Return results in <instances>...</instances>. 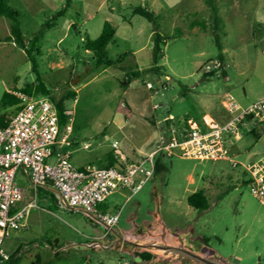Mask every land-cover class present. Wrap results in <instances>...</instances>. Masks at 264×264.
Masks as SVG:
<instances>
[{
	"label": "rangeland",
	"instance_id": "rangeland-1",
	"mask_svg": "<svg viewBox=\"0 0 264 264\" xmlns=\"http://www.w3.org/2000/svg\"><path fill=\"white\" fill-rule=\"evenodd\" d=\"M6 1L18 13L28 47L34 35L66 2ZM102 1L72 0L56 26L45 29L44 38L34 51L38 72L33 71L26 52L6 40L10 20L0 17V114L11 118L19 109L20 101L16 105L4 102L6 92L15 97L17 92L33 98L46 96L35 89L39 81L56 100L68 91H75L76 97L65 103L72 117V139L76 142L71 158L74 167L104 168L110 155L131 161L150 153L159 143L161 127L167 118L172 117L169 126L186 128L191 103L200 107L197 101L210 100L219 105L223 116L230 118L220 104L225 98L218 95L229 93L244 107L264 99V0H214L216 14L205 0H107L105 5ZM137 8L152 13L154 22L134 13ZM191 20H196L198 27L190 26ZM106 21L116 29L107 48V58L116 62V66L96 69L93 54L85 48L86 35L96 39ZM74 23L78 24V30H71ZM156 31L163 39V57L158 63L162 67L160 76L146 73L153 66ZM218 43L239 56L222 54ZM221 55L235 82L228 89L222 70L214 66ZM236 62L243 66L241 72H245V77L235 73ZM209 69L217 72L207 76ZM138 70L143 74L123 88L121 83L127 74ZM195 122L204 125L203 120ZM259 126L261 133L258 130L253 133L252 125L246 124L240 140H228L229 148L239 150L230 153V158L247 165L264 157V121ZM86 144L89 148L84 147ZM160 159L165 170L159 177L147 182L133 196L128 191H119L97 207L100 213L120 212L119 222L105 242L160 219L170 230L190 227L192 236L203 240L230 264H264V200L251 194L245 183L244 167L178 154ZM17 180L25 190L24 179L17 176ZM199 190L208 198L209 208L205 211L194 209L187 201ZM30 193L39 208L27 216L28 230H19L23 231L22 238L30 242L23 248L21 264L133 262L122 245L93 248L92 239L103 237L106 232L95 218L60 203L53 190L38 189L36 196L33 190ZM135 262L148 264L139 258Z\"/></svg>",
	"mask_w": 264,
	"mask_h": 264
},
{
	"label": "built area",
	"instance_id": "built-area-1",
	"mask_svg": "<svg viewBox=\"0 0 264 264\" xmlns=\"http://www.w3.org/2000/svg\"><path fill=\"white\" fill-rule=\"evenodd\" d=\"M214 64L216 69L221 66L219 61ZM15 95L20 101L19 109L6 126L0 127V264H8L11 259L5 249L6 238L12 231L24 229L27 216L38 208L35 197L24 203L25 190L17 180L19 170L27 171L35 196L39 188L49 186L69 207L99 221L106 229L101 239L118 224L120 212L100 213L97 207L116 192L128 191L132 196L138 193L154 178L160 156L178 154L200 161L241 165L247 172L251 194L264 200V157L244 165L229 157L228 147L229 139H241V129L250 119L258 117L256 125L264 121V99L244 107L228 93L223 105L230 118L224 124L211 120L200 125L190 121L185 129L170 125L163 128L159 143L149 154L111 167L76 168L71 163L76 142L72 139L70 111L62 123L57 105L49 96L33 98L23 92Z\"/></svg>",
	"mask_w": 264,
	"mask_h": 264
},
{
	"label": "trees",
	"instance_id": "trees-1",
	"mask_svg": "<svg viewBox=\"0 0 264 264\" xmlns=\"http://www.w3.org/2000/svg\"><path fill=\"white\" fill-rule=\"evenodd\" d=\"M72 0H66L64 5L60 10L55 12L49 20L46 25H44L43 29H41L38 33H36L32 39L31 46L28 47V42L26 38L24 37L22 30L20 28V24L18 21V13L9 6L6 0H0V17H5L10 20V35L6 38L7 41L14 42L18 47L22 48L29 60L32 62L33 65V71L38 72V62L36 58L34 57V51L36 49V45L38 44V41L42 40L44 38L45 29H51L53 26H56V23L58 19L65 16L68 9L71 6ZM206 3L212 8V11L214 14L217 13L216 7L214 6V0H206ZM135 13L145 17L147 20L154 22V16L152 13H150L148 10H145L143 8H137L135 10ZM216 21L217 18H215ZM78 30V24L74 23L71 26V30ZM116 34L115 27L109 22L106 21L103 25V29L101 34L96 39L89 38L88 35H86V42H85V48L88 52H91L93 54V65L94 68L98 69L100 67L110 68L113 66H116V62L109 60L107 58V48L110 43L113 42L114 37ZM163 39L159 35V33L156 31L154 34V41H153V48H152V60H153V66L146 72L148 74H154L155 76H160L162 74L161 66L158 65L159 61L163 57L162 53V45ZM219 48H222V45L218 43ZM223 59V56L221 55L219 58V61L221 62ZM223 64L221 63L220 71L223 70ZM216 70H213L211 72L207 73V76H212L214 73H216ZM223 73V72H222ZM143 74L141 71H134L131 72L129 75L127 74V79L124 80L121 84L123 88H128L130 86L131 80L133 78H139ZM39 78V77H38ZM39 81V79H38ZM35 89L37 92L42 93L43 95L49 96L51 100H53L58 108L59 115L61 122L64 123L66 120V100L69 98H75L76 92L75 91H68L64 96H61L56 100L51 94L48 88L44 85L42 81H39V83L36 84ZM24 92L29 93L28 89H25ZM4 102H8L11 105H16L19 103V99L15 97L12 93L6 92L4 98ZM9 100V101H7ZM10 118H8L6 115L0 114V127H4L7 125ZM250 119V118H248ZM189 120H187L185 127H189ZM256 129H252L253 133H256ZM259 133V132H258ZM117 164V160L114 155H110L108 158L107 167H111ZM165 170L164 165L161 163L160 157L156 160V171L154 178H157L163 173ZM245 183L247 184V180H245ZM42 189V188H41ZM52 196L55 197V195L52 194ZM188 204L193 207L194 209L198 211H205L209 208L208 198L203 190L196 191L192 193L188 197ZM131 254V253H129ZM132 255L135 257L133 258V262L131 264H137L135 260L139 258L140 262L145 261L148 263H153V255L149 252H133ZM18 261H9L8 264H17Z\"/></svg>",
	"mask_w": 264,
	"mask_h": 264
},
{
	"label": "crops",
	"instance_id": "crops-1",
	"mask_svg": "<svg viewBox=\"0 0 264 264\" xmlns=\"http://www.w3.org/2000/svg\"><path fill=\"white\" fill-rule=\"evenodd\" d=\"M59 2V0H57ZM107 0H103L102 1V5L106 3ZM128 1V0H126ZM205 3H206V0H205ZM64 4H62L63 6ZM119 5L122 6V2L119 1ZM115 10L114 6L110 7V11L113 12ZM136 10V9H135ZM135 10H134V13H135ZM57 12V11H56ZM190 26H193L194 28L198 27L196 24H197V21L196 20H191L190 22ZM73 25V24H72ZM104 25V24H103ZM103 29V28H102ZM102 32V31H101ZM101 34V33H100ZM89 36V35H88ZM90 38V37H89ZM229 47H225L224 45H222V48H221V51H222V54L224 55H232V56H236L238 57L239 54L238 53H235V51H232L231 52L229 51ZM245 51V50H244ZM224 55H223V59L221 61V63L223 64V70L221 71V76L222 78L226 81L225 83V88L228 89V87H231V86H234V81L231 77V73L228 69V65L226 64V60L224 58ZM240 58V57H239ZM238 58V60H239ZM241 63L243 62V57L240 59ZM238 62V61H237ZM236 62V65L238 67L237 71L235 73H238V75L240 76H244L245 77V72H241V69L243 68V66H239V63ZM159 65V64H158ZM223 72V73H222ZM228 92V91H226ZM228 94V93H227ZM198 95V94H197ZM226 94L223 93V95H218L220 96L221 98H224ZM199 102V104H201L202 106H198V103H197V106H195L194 104L191 103V111L186 115L187 117V120H189L188 122L192 121V122H195L196 120L198 121H201L203 120L204 122H209L211 120L215 121L217 124H224L228 121V116L227 115H222V110L219 108V105L218 104H215L213 102H211L210 100H202V101H197ZM220 104L222 105V107L225 109L224 105H223V101L221 100L220 101ZM199 107V108H198ZM226 114V112H225ZM170 119L172 120V117H169L167 118L166 122L162 125L161 127V131L163 130V128L169 126V124L171 123L170 122ZM247 124H251L252 125V129H257V126H258V132L261 133L262 130H260V127L259 125H256V122H255V119H250ZM173 125V124H172ZM235 150L229 148V152L232 154L233 152H238V148L235 147L234 148ZM149 154V153H148ZM143 155H146V154H143ZM143 155H140L138 156L137 158L143 156ZM116 160H117V163L119 161H121L120 159H117V157L115 156ZM136 158V159H137ZM18 177H20V179H24V181L26 182V186L27 188L25 189V201L24 203H27L29 200L32 199L31 197V193H30V190H31V184H30V178H29V175L27 173V171L25 170H19L18 172ZM47 187V188H46ZM49 186H45V187H41L42 189H45V190H51L48 188ZM39 188V189H41ZM51 188V187H50ZM53 193L56 195V193L53 191ZM58 199V198H57ZM59 200V199H58ZM60 203H62L63 201L59 200ZM37 203V202H36ZM37 206H38V203H37ZM39 208V206H38ZM37 209V208H36ZM34 210V209H33ZM25 224H26V227L24 228L23 231H27L28 229V226H27V221H25ZM23 231H19V232H16V231H12L11 234L6 238L5 240V249L6 251L8 252V254L10 255V260L11 261H18L17 264H21V261H22V254H23V248L25 245H28L30 244L27 243L28 241L23 239V235L20 234L21 232ZM102 237H95L92 239V246L93 248H95V244L96 243H99V241L101 240ZM126 250V249H125ZM128 251V250H127ZM128 253H133V252H129ZM38 257V256H37Z\"/></svg>",
	"mask_w": 264,
	"mask_h": 264
},
{
	"label": "water",
	"instance_id": "water-1",
	"mask_svg": "<svg viewBox=\"0 0 264 264\" xmlns=\"http://www.w3.org/2000/svg\"><path fill=\"white\" fill-rule=\"evenodd\" d=\"M48 188L57 193L55 189ZM159 224L161 232L154 240H142L134 236H127L125 238L120 237L118 241L108 246L102 243H96L95 246L99 245L106 249L122 245V247L129 252H149L153 255V260L162 258L163 264H169L173 261H178L181 264H188V262L192 264H227L217 256H203L185 246L183 243L175 241V239L168 234L167 227L161 220H159ZM116 235H118V233H116Z\"/></svg>",
	"mask_w": 264,
	"mask_h": 264
},
{
	"label": "flooded vegetation",
	"instance_id": "flooded-vegetation-1",
	"mask_svg": "<svg viewBox=\"0 0 264 264\" xmlns=\"http://www.w3.org/2000/svg\"><path fill=\"white\" fill-rule=\"evenodd\" d=\"M160 220V219H159ZM159 220L155 219L153 222L146 223L142 227L136 228L131 234H122V237H136L142 240H154L156 236L161 232V227L159 224ZM192 229L188 227L187 229H174L170 230L167 228L168 234L175 239V241L183 243L185 246L191 248L193 251L202 254L203 256H217L209 247L203 242V240H199L192 236ZM111 234V233H110ZM108 235L106 238L101 239L100 241H104L103 243L108 246L116 241H118V237H112L109 241L105 242V240L111 235ZM133 258H135L132 253L130 254ZM221 259V258H220ZM225 263L230 264L228 261L223 260ZM155 264H163L162 258L153 261ZM150 264V263H148ZM169 264H181L178 261L170 262ZM188 264H192L188 262Z\"/></svg>",
	"mask_w": 264,
	"mask_h": 264
}]
</instances>
